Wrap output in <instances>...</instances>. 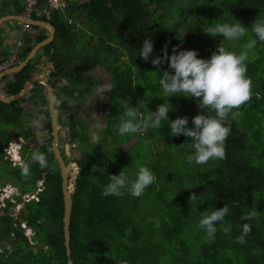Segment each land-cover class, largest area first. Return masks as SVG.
Masks as SVG:
<instances>
[{
  "label": "trees",
  "instance_id": "obj_1",
  "mask_svg": "<svg viewBox=\"0 0 264 264\" xmlns=\"http://www.w3.org/2000/svg\"><path fill=\"white\" fill-rule=\"evenodd\" d=\"M169 11L173 18L171 24ZM81 14L87 23L73 21ZM39 19L54 28V39L42 46L23 69L5 77L6 92L1 94L4 97L18 94L33 77L38 62L44 60L49 64L54 79V82L48 81L54 92L57 147L67 168L70 162L64 150L76 143L79 151L70 167H74V172L77 168L76 175L72 172L68 176L72 186L69 220L72 264H264V42L258 41L248 51L246 75L252 81V94L249 101L233 110L239 111L238 117L233 119L229 114L226 118L230 135L225 141L223 159L210 160L204 165L189 162L187 156L193 152L190 138L171 136L168 121L162 122V128L149 129L143 134L120 136L117 131L123 118L121 99L130 98V106H137L140 117L165 102L159 80L163 71L171 73L172 70L166 59L159 66H153L152 58L163 57L165 52L171 55L174 46L178 51L197 50L200 58H209L219 45L236 53L245 50L247 42L256 39L250 29L252 23L256 19L264 20V0H84L63 12H52L49 18ZM235 20L249 28L247 35L239 40L229 41L220 34L213 37L203 31L216 23ZM181 27L186 28L184 34ZM74 29L88 32L90 49L75 67L74 62L69 68L68 63L73 60ZM47 36H35L32 45L18 55L19 59H25ZM146 38L152 39L154 50L149 60L143 61L139 51ZM7 58L0 53V63ZM106 75L107 81H103ZM57 77L65 79L73 90L54 87ZM101 85L111 90L105 91L100 100L102 110L107 108L103 110L102 135H112L121 152L132 151L121 147L135 139L130 146L133 149L141 144L144 136L152 146L151 154H146L150 163L144 162L145 155L143 161L137 162V166H148L156 177L143 192L146 200L133 197L127 190L120 196L102 195L110 182L109 175L119 174L121 169L130 166L129 162L114 166L116 157L111 163L101 142L82 150L80 145L87 137L76 122L66 125L68 139L60 150L61 112L71 111L75 107L72 103L92 95L94 89L101 90ZM56 88L63 96H56ZM33 90L30 93H35ZM41 99L42 129L49 132V139L43 144L35 139L34 128L24 125L25 109L18 100L0 101V124L19 128L17 136L26 141L20 148V162L29 165L25 173L20 162L5 155L0 166V178L4 179L1 186L11 181L19 192L13 198L17 202L6 199L0 206V264H67L62 229V180L51 151L48 101L45 97ZM167 100L173 109L168 112L169 119L186 116L188 127H192L191 120L197 114L215 115L214 110L202 109L192 97L173 95ZM34 152L46 156L47 167L41 168L31 161ZM94 166L104 170H94ZM126 176L129 178L130 173ZM193 194L198 197L196 200H190ZM25 195L34 198L23 200L21 196ZM16 204L23 206L15 213ZM225 204L229 206V213L222 224H217L214 239H209L198 227L202 212ZM149 208L152 219L147 221ZM133 209L136 215L131 214ZM247 214L253 218L244 220ZM245 223L251 225V231L244 243H238L237 237ZM21 225L31 230V238L24 235ZM229 225L231 230L226 234L223 227Z\"/></svg>",
  "mask_w": 264,
  "mask_h": 264
},
{
  "label": "clouds",
  "instance_id": "obj_2",
  "mask_svg": "<svg viewBox=\"0 0 264 264\" xmlns=\"http://www.w3.org/2000/svg\"><path fill=\"white\" fill-rule=\"evenodd\" d=\"M30 20L42 21L38 18ZM250 29L256 39H250L245 45V50L239 53L228 51L219 45L209 58H200L197 50L178 51L174 46L171 55L165 52L163 57L152 58L153 66H159L166 59L168 67L172 70L171 73L167 70L163 71L159 80L165 102L158 105L155 111L149 110L146 116L140 117L137 106H130V98L121 99L119 106L123 109V118L117 126L118 134L120 136L143 134L149 129L162 128V122L168 121L171 136L184 135L190 138L193 152L187 156L189 162L204 165L210 160L223 159L225 157V141L230 135V127L225 123L226 118L229 117V114L233 119L238 117L239 111L233 110L239 109L251 98L252 81L246 75L247 61L249 60L248 51L254 49L258 41L264 42V20L256 19ZM248 30L249 28L238 20L216 23L203 29L205 33L213 37L220 34L229 41L245 37ZM153 50L152 39L146 38L140 47L139 56L143 61H148L149 57L153 55ZM105 91L111 90L107 87L101 89L102 94ZM173 95L192 97L199 101L198 104L202 109L214 110L215 115L209 116L205 113L195 115L191 120L192 127H188L189 120L186 116L169 119L168 112L173 109L167 98ZM91 140L93 143L99 142V134L94 132ZM31 161L37 162L41 168L47 167V159L43 153L34 152L31 155ZM20 167L27 173L28 164L21 161ZM100 169L103 168L95 169L94 166V170L99 171ZM109 176L110 182L104 187L103 196H120L124 190H127L133 197H139L156 179L155 174L146 166H141L137 170L135 179L131 181L123 170L117 175ZM197 198L193 194L190 200ZM228 213L229 206L227 204L218 209L214 208L210 212L204 211L198 227L206 233L209 239H214L217 224H222ZM252 218V214L243 217L244 220ZM230 230V225L223 227L226 234ZM250 231L251 225L243 224L242 233L237 237V242L244 243L245 237Z\"/></svg>",
  "mask_w": 264,
  "mask_h": 264
},
{
  "label": "rangeland",
  "instance_id": "obj_3",
  "mask_svg": "<svg viewBox=\"0 0 264 264\" xmlns=\"http://www.w3.org/2000/svg\"><path fill=\"white\" fill-rule=\"evenodd\" d=\"M84 2V0H79L78 3H82ZM18 5L21 3V0H17ZM168 17H169V23L171 24V22L173 21L172 15H171V11H169L168 13ZM73 21H75L76 23H87L86 18L84 17L83 14L80 15L79 19H76ZM186 31V28L181 27V34H184ZM73 45H72V49H71V53H72V58L73 60L71 62L68 63V67L71 68L73 63L75 62L74 67L77 65V63L79 62L80 57L84 54H86L87 51H89L90 49V43L87 39L88 36V32L84 29L81 31H78L77 29L73 30ZM4 40V37L2 35H0V43H2V41ZM0 48L5 49L4 45H0ZM65 66V63L63 64V67ZM73 67V68H74ZM71 71V70H70ZM101 72V70H100ZM53 72H49L48 77L49 79L54 82L53 76H52ZM101 73H105V72H101ZM97 76H99V74H97ZM100 78V77H98ZM108 76L106 75L103 78V81H107ZM55 86L57 87L59 86L61 90L63 91H67V90H73L71 89V84L67 83L65 79H61L59 77H57V82L54 83ZM102 88H104V85H101ZM100 88V87H99ZM60 89L55 90L56 92V96H63L60 92ZM43 96L46 98V91L45 88L43 90ZM29 97V98H28ZM27 98H24L21 102H26V107H25V111L23 113V123L24 125H31L34 128V135H35V139L38 141L39 144H43L45 143L48 139H49V132L47 130L42 129V123H44V106H42V103L40 100L38 101H32V97L28 96ZM43 97V98H44ZM68 97V96H67ZM103 97L102 92L100 89H94L92 91V95H88L85 96L83 99H81L79 102H74L72 103L75 107L71 110V111H62L60 114V118H59V126L61 128V132H60V150L62 149L63 146H65L64 142L67 141L68 139V134H69V130L67 128V124L70 123L71 121L76 122L77 128L80 129V131L87 137V141L84 142V144L80 147L82 150H88L90 149L94 144L97 143H93L91 140V136L94 132L98 133L100 136V140L99 142H101L104 146V148L107 150L106 152L109 154V157L111 159V163L114 162V157H116V164H114V166H119L121 164H123L124 161H128L129 162V167L121 169L123 170L125 173L127 172L130 173V177L129 180H134L137 170L141 167L137 166V162H139L140 160L143 161V156L145 155L144 158V162L145 163H150V161L147 159L146 154L150 155L151 154V149L152 146L150 145L147 137H143L141 139V144L137 145L135 148L132 149V147H130L132 145V143L135 142V139H133L130 143H127V145L122 146V149H131L132 151L130 152H126V151H120L119 149V145L117 144L118 142L113 140V136H108L105 137L102 135L101 130L104 128L105 126V118L103 116V114H105L103 112L106 111L107 108H101V104H100V100ZM34 98V97H33ZM66 99V98H65ZM68 100H72L70 98H68ZM39 103V106L41 107L40 109V113L36 114L37 111V107H34V104ZM83 125L82 127L79 125ZM23 131V129H22ZM17 134H19V128H14L12 126H7L5 124H0V166L1 164H3L4 162V156L6 155L4 152V144H5V140H8L10 137H14ZM12 146H11V154L14 157V159H17V155L19 147L22 145L26 144V141L24 139L22 140H18V142L16 143V141L12 142ZM30 146V144H29ZM66 153V159L68 161L69 164V168L71 167V163L73 160H77L78 156H79V151L77 150V144H73V145H69V148L64 150ZM81 151V150H80ZM174 151V150H173ZM147 155V156H148ZM10 158V156H8ZM114 159V160H112ZM9 160V159H8ZM13 160V159H12ZM20 162V159H19ZM11 163V162H10ZM13 164V162H12ZM148 167V166H146ZM68 168V174L70 175L72 172L74 174V176L76 175L77 172V168L76 171L74 172V167L70 168L69 170ZM108 170V168L106 169ZM116 173H119L120 171H118V168L116 170ZM126 174V175H127ZM71 176V175H70ZM73 178V177H72ZM72 180V179H71ZM4 179L1 177L0 178V201L2 200V198L4 197H8L9 200L11 199V194H14L13 196H17L19 195L18 190L15 188L14 184L11 181L5 182L3 186H1L3 183ZM38 186L41 185L40 182L37 183ZM129 193V192H128ZM130 194V193H129ZM146 194H142L140 196L141 200H146ZM150 196V195H149ZM151 197V196H150ZM21 198H26V197H22ZM31 198V197H29ZM16 201L15 199H13L11 202ZM17 202V201H16ZM1 205L4 203L0 202ZM22 204H16L13 208V210L16 212H18V210L22 209ZM133 211V213L136 215L137 211L136 209L131 210V212ZM144 214V212L142 213ZM146 220H151V209H147V213L145 216ZM24 235H26L28 238H31L33 233L29 230H24Z\"/></svg>",
  "mask_w": 264,
  "mask_h": 264
},
{
  "label": "crops",
  "instance_id": "obj_4",
  "mask_svg": "<svg viewBox=\"0 0 264 264\" xmlns=\"http://www.w3.org/2000/svg\"><path fill=\"white\" fill-rule=\"evenodd\" d=\"M23 5H24V0H21V3L19 5L17 3V0H0V18L3 16H7V15L21 16L22 11H23ZM37 18H41V16L37 17ZM38 22H40V21H38ZM24 25L27 26L25 30H23ZM32 27H37L38 29H33ZM49 33H50L49 28H47L45 26H39V24L38 25H36V24L31 25L26 21H21V22L13 21V20L4 21L0 24V35H2L4 37V40L2 41V43H0V45H4L5 49L0 48V53L6 54L8 57L7 59H9L13 54L18 56L24 49H26L30 45H32V42H33V39L35 38V36L42 35V34L49 35ZM17 43H18V45H17ZM18 58H19V56H18ZM23 61H24V59L23 60L20 59L18 64L22 63ZM49 67L50 66L47 62H45L44 60H41L40 62H38L36 64V69L34 71L33 77L34 76H43V77L49 79V77L47 75V74H49V72H51ZM11 75L12 74H8L6 76H3L0 79V94L6 92V81L7 80H5V77H7V76L10 77ZM41 86L42 85H40V84L32 86L29 93L26 94L27 96L24 95V96L20 97L19 99H17L19 104L24 109L26 107V102H23V103L21 102L24 98H27L28 96H30V97H32V101L42 100L41 98H43L42 96H43L44 86H42V87ZM32 88L35 90V93H30ZM34 103H36V102H34ZM34 107H37L36 114L41 112L40 111L41 107L39 106V103L34 104ZM12 137H10V139ZM14 137H18V136L16 135ZM10 139H9L8 144L11 145L12 142H10ZM19 139L22 140L21 138H19ZM7 141L8 140H5V143ZM4 147H5V145H4Z\"/></svg>",
  "mask_w": 264,
  "mask_h": 264
},
{
  "label": "water",
  "instance_id": "obj_5",
  "mask_svg": "<svg viewBox=\"0 0 264 264\" xmlns=\"http://www.w3.org/2000/svg\"><path fill=\"white\" fill-rule=\"evenodd\" d=\"M7 20H13V21H24L25 19L22 18V16H12L7 15L0 18V23L7 21ZM30 21L32 24H41L43 26H46L50 30V35L45 40L41 41L40 43L36 44L31 51L28 53L24 61L15 69L12 70V72H17L21 70L36 54V52L44 45L48 44L52 38H53V28L46 23L42 22H34V20H26ZM41 80L44 81L46 92H47V101H48V109L50 114V123H51V151L53 153V156L55 160L58 163L59 169H60V176H61V191H62V198H63V218H62V229H63V239H64V247L66 251L67 256V264H72L70 260V233H69V219H70V211H71V199H70V190L71 187L69 186V181L67 179L68 171H67V165L65 164V161L63 160L58 147H57V123H56V110L53 105L54 96L52 94V87L48 83L47 79L43 76H34L29 78L23 85V88L20 93L10 96V97H2L0 95V101L4 103H10L20 97H22L24 94H26L30 88V86L36 82H39Z\"/></svg>",
  "mask_w": 264,
  "mask_h": 264
},
{
  "label": "bare ground",
  "instance_id": "obj_6",
  "mask_svg": "<svg viewBox=\"0 0 264 264\" xmlns=\"http://www.w3.org/2000/svg\"><path fill=\"white\" fill-rule=\"evenodd\" d=\"M26 22H28L29 24H31V25H35V24H32L30 21H26ZM34 22H38V21H34ZM40 22H42V21H40ZM42 23H46V22H42ZM1 24V23H0ZM46 24H49V23H46ZM36 25H38V24H36ZM50 25V24H49ZM39 26H43V25H41V24H39ZM51 26V25H50ZM26 25H24L23 26V30H25L26 29ZM46 27V26H45ZM52 27V26H51ZM48 28V27H47ZM53 28V27H52ZM53 32L55 33V31H54V28H53ZM49 35H50V33H49ZM49 35L47 36V37H49ZM46 39V38H45ZM44 39V40H45ZM54 39V34H53V38H52V40ZM52 40L50 41V42H52ZM49 42V43H50ZM40 43V42H39ZM48 43V44H49ZM17 45H18V43H17ZM47 45V44H46ZM31 51V50H30ZM37 53V52H36ZM19 58H18V56L17 55H15V54H13L9 59H7V60H5V61H3V62H1L0 63V79L3 77V76H6V75H8V74H13V73H15V72H12V70L13 69H15V68H17L20 64H18L19 63ZM30 62V61H29ZM18 64V65H17ZM17 65V66H16ZM15 66V67H14ZM25 67V66H24ZM23 67V68H24ZM22 68V69H23ZM47 79V78H46ZM47 81H48V79H47ZM48 83H49V81H48ZM37 84H40V85H42V86H44V88H45V84H44V81L43 80H41L40 79V81L39 82H36V83H34V84H32L31 86H30V88H29V90H28V92L26 93V94H28L29 93V91H30V89H31V87L32 86H34V85H37ZM50 84V83H49ZM51 85V84H50ZM52 87V86H51ZM53 89V88H52ZM45 91H46V88H45ZM21 92V91H20ZM19 92V93H20ZM26 94H24V95H26ZM52 94H54V92L52 91ZM1 95V94H0ZM23 95V96H24ZM2 96V95H1ZM54 96V95H53ZM3 97V96H2ZM46 98H47V92H46ZM19 99V98H18ZM17 100V99H16ZM16 100H14V101H16ZM14 101H12V102H14ZM11 103V102H10ZM53 105H54V100H53ZM54 108H55V105H54ZM49 110V109H48ZM56 123H57V117H56ZM57 128H58V124H57ZM57 136H58V131H57ZM19 138H21V137H19ZM18 137H12L11 139H10V142H14V141H16V143L18 142V140H20ZM22 139V138H21ZM13 144V143H12ZM12 144L10 145V144H5V147H4V150H5V154H6V156H10V158L11 159H13V161L14 162H19V159H20V156H19V154L17 155V159H14V157L12 156V154H11V146H12ZM57 146H58V140H57ZM20 148H21V146L19 147V150H18V153L20 152ZM65 161V160H64ZM65 164H66V161H65ZM67 171H68V168H67ZM68 176H69V174H68ZM68 176H67V179H68ZM61 177V176H60ZM40 183H42L41 181H40ZM38 185V184H37ZM70 187H71V190H72V186L71 185H69ZM70 190V191H71ZM1 192V191H0ZM13 195L14 194H11V199L13 200ZM23 197H26V198H23V200H28V199H32V198H34V196H31V195H25V196H23ZM29 197H31V198H29ZM9 200V198L6 196L5 198L3 197L2 198V200L0 201V202H3L4 200ZM70 199H71V197H70ZM12 200H9L10 202L12 201ZM0 206H3V204L1 205L0 204ZM19 211V210H18ZM71 212V211H70ZM70 220V219H69ZM70 225V224H69ZM21 227L22 228H24V230H26L27 228H25V226L24 225H21ZM27 230H29V232L31 231L30 229H27ZM26 236V235H25Z\"/></svg>",
  "mask_w": 264,
  "mask_h": 264
},
{
  "label": "built area",
  "instance_id": "obj_7",
  "mask_svg": "<svg viewBox=\"0 0 264 264\" xmlns=\"http://www.w3.org/2000/svg\"><path fill=\"white\" fill-rule=\"evenodd\" d=\"M78 1L79 0H24L21 15L25 20L35 19L40 16L49 18L52 12H63L69 6L78 4Z\"/></svg>",
  "mask_w": 264,
  "mask_h": 264
},
{
  "label": "flooded vegetation",
  "instance_id": "obj_8",
  "mask_svg": "<svg viewBox=\"0 0 264 264\" xmlns=\"http://www.w3.org/2000/svg\"><path fill=\"white\" fill-rule=\"evenodd\" d=\"M9 140V139H8Z\"/></svg>",
  "mask_w": 264,
  "mask_h": 264
}]
</instances>
